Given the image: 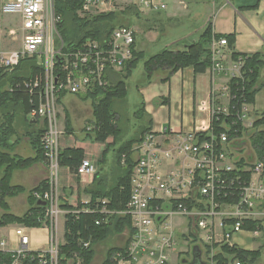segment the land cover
Listing matches in <instances>:
<instances>
[{"label":"built area","instance_id":"built-area-1","mask_svg":"<svg viewBox=\"0 0 264 264\" xmlns=\"http://www.w3.org/2000/svg\"><path fill=\"white\" fill-rule=\"evenodd\" d=\"M55 1L0 0V12L19 16L16 29L11 28L8 33L12 39L20 40L18 48L4 50L0 46V76L11 72L24 58H33L42 67V76L26 84L30 92L36 90L38 94V104L29 110L27 117L46 123L40 142L49 171L48 189L35 192L34 196L37 201L45 202L44 218L48 219L49 226L46 223L44 226L51 232L45 249L31 250L28 236L21 227L15 229L16 249L7 250V241L0 239V251L11 254V261L7 264H58L57 217L59 214H77L79 209L63 210L60 207L57 181L63 128L59 122L57 99L63 93L83 95L96 88L106 90L112 85L111 76L121 72L132 57L135 34L127 25H118L100 37L87 35L67 48L58 29L62 16L56 10ZM128 4L140 12L165 8V4L158 0H130ZM115 6V0H82L76 14L81 18L91 17L114 11ZM225 46V37H212L208 47L211 74L228 71L230 78L241 77L242 61L239 59L230 67ZM216 114L228 115L229 105L223 107L213 99L211 115ZM171 132L172 129L167 127L160 130L165 135ZM177 134L176 140L167 145L150 131L134 147L136 164L130 176V197L126 209L120 212L130 216L133 233L128 245L113 253L111 264H169L171 256L175 254L177 258L180 252L190 253L188 261L194 264H216V249L222 244L236 245L233 238L243 232L242 221L251 215L255 201L264 198V182L260 180L264 179L262 161L255 160L251 169V175H257V180L253 182L250 176L245 183L238 175H228L235 166L220 165L227 157L224 145L228 142L224 134L220 135L222 147L218 152L213 140L197 142V134L193 132ZM96 171V162L84 157L75 174L93 176ZM235 195L239 198L236 203L217 201V197ZM196 196L201 209L187 208L179 201ZM225 205L231 208L224 212L225 216L218 223L220 233L217 234L213 218ZM100 213L109 215L114 212L102 207ZM158 216H161L159 221ZM175 216L183 218L185 230L173 225ZM228 219L236 221L225 231L223 223ZM103 221H106L105 217L96 223ZM260 233L259 229L254 231L255 236ZM180 242L183 246L177 248ZM88 244L84 242V248ZM187 244L191 245V252H188ZM232 264H240V261L235 259Z\"/></svg>","mask_w":264,"mask_h":264},{"label":"trees","instance_id":"trees-1","mask_svg":"<svg viewBox=\"0 0 264 264\" xmlns=\"http://www.w3.org/2000/svg\"><path fill=\"white\" fill-rule=\"evenodd\" d=\"M81 2L82 0L55 1L56 10L62 16V21L58 25L59 31L64 27L65 17L68 16L73 25V30L80 34L77 39L63 37L67 48L87 35L100 37L101 35H107L116 27L112 22L116 19L119 12L110 11L81 18L76 14ZM135 11L137 10L129 5L121 10L120 13L127 14ZM213 36L220 38L221 35L213 34L212 25L208 22L199 38L189 42L185 50L174 51L163 48L148 56H145L143 50L137 48L136 38L134 37L135 40L131 47L132 57L126 61L121 72L114 73L111 76L112 85L110 87L106 90L96 88L83 95L76 94L83 100H91L93 128L91 129L92 132L84 131L94 141L104 143V149L101 153L102 158L107 148L109 149L111 145H115L117 137L120 136L121 129L115 119L117 112L114 109V102L117 99L125 98L127 93L126 80L132 75L137 64L142 61L145 83H149L154 75L156 77L159 76L160 81L166 82L171 75L186 66H192L195 72L204 71L211 63L208 47ZM229 43L230 45L233 44V36ZM231 58L234 61L240 59L242 65L240 68L241 77H231L228 81L230 94L229 114L214 115L211 118L209 129L197 134V142L213 140L215 150L218 152L222 147L220 142L221 134H224L227 138L226 141L229 142L240 139L250 132L248 139L255 160H260L264 163V131L257 130L258 126L264 121V115L247 128L243 125L240 114L243 104L253 103L257 91L264 86V77L261 76V71L264 68V50L248 54L232 52ZM37 76H42V67L37 65L33 58L22 59L11 72L0 76V208L3 210L0 213V226L15 223L26 227H43L46 224L49 226L48 219L44 218L45 207L38 204L34 196L35 192H43L48 189L47 178L42 179L37 185L27 191L28 209L22 215L9 212V206L6 201V198L16 196L25 191V187L11 184L10 180L13 171L29 168L36 162H45L40 137L45 130L46 123L39 119L32 120L27 117L29 110L38 104V94L36 90L30 92L26 84L31 83ZM64 95L65 93L60 94L57 99L58 104H61V98ZM163 102L165 101L163 100ZM19 113L22 116L25 131H27L24 134H27L29 144L33 150V155L31 156H21L13 153L16 143L20 140V135H18L15 125ZM134 114L137 119L146 120V122L140 124L141 127L137 135L126 138L116 147L115 163L118 173L114 183L108 185L106 177L102 178L99 176L101 172L97 170L93 176L91 186L84 189L90 194L88 202L82 203L78 201L76 205H72L66 200L60 199L61 209H79V212L77 214H65L64 241L58 245V264H90L95 255L94 246L97 243L104 241L113 233L120 234L126 231L124 243L121 246L108 247L105 251L104 259L100 263L111 264L113 253L126 247L130 242L131 234L133 233L130 216L120 212L126 209L130 197V176L136 164V159L133 155L135 153L134 147L151 131L152 123L151 118L145 112L144 101H140V105L134 111ZM38 121H40L41 125L34 129ZM70 129L68 119H66L64 130L67 133ZM108 137H112L111 143L106 141ZM83 158L84 151L82 148L65 147L59 153V165L66 166L71 172L75 173ZM234 163L235 170L228 173V175H238L242 181L248 183L254 161L237 157L234 158ZM246 166H249L248 170L245 169ZM238 200L237 195L217 197L219 203H236ZM179 201L190 209L202 208L197 196L184 198ZM102 207L114 213L109 215L102 214L100 213ZM84 208H88V210L86 211ZM103 217H105L106 221L97 224L96 220H101ZM235 221L234 219L225 220L223 223L224 230H229ZM241 226L244 230L255 231L259 229L264 232L263 220L244 219ZM84 242H89L86 248L83 246ZM262 248L261 246L248 250L236 245L229 247L227 244H222L216 249L214 260L216 264H232L235 259L239 260L240 264H258ZM10 261L11 254L0 251V264H7Z\"/></svg>","mask_w":264,"mask_h":264},{"label":"crops","instance_id":"crops-1","mask_svg":"<svg viewBox=\"0 0 264 264\" xmlns=\"http://www.w3.org/2000/svg\"><path fill=\"white\" fill-rule=\"evenodd\" d=\"M129 2L130 0H115L116 6L114 11L120 13V11L126 6H129ZM158 2L164 3L165 8L154 11L156 13L152 12L154 14H149V19L152 22L157 23L162 20L166 22L174 19L179 20L184 15H192L194 13L193 9H191L192 12H190L189 5L185 0H158ZM130 13L131 15L135 14L137 18L141 15L139 10ZM156 14H158V16H156ZM204 17L209 21L206 22L204 21L205 19H203L202 25L199 26V28L186 31L180 38H168L164 48L174 51L185 50L186 45L191 41L197 40L203 32L205 28L204 26L210 22L213 34L221 35L220 37H227L226 39L228 41L225 50L227 54V64L230 67L232 63L235 62L231 58L232 52L248 54L264 50V0H210V5H207ZM127 26L133 28L136 40L137 33L145 31L143 24L141 26H132L128 23ZM232 36L233 44L230 45L229 40ZM137 48L141 50L139 46ZM209 66L201 72H195L192 66H186L171 75L166 82L160 81V77L157 76L156 80L153 82H144L138 85V93L141 100L144 101L145 112L152 121L151 131L155 132L159 138L163 139L165 144L170 145L171 142H174L178 135L177 133L193 132L198 134L199 132L207 131L212 118L211 102L213 99L223 107H228L230 100L228 91L230 74L226 71L218 75H212ZM261 76L264 77V68L261 71ZM66 95L68 94H65L61 98V104L59 105H62V99ZM158 99H161V102H159ZM163 100L165 102H163ZM241 115L245 127H250L255 120L262 118V115H264V86L257 91L253 103L243 105ZM60 125L63 128V123L60 122ZM163 127L172 129V132L168 135L161 134L160 130ZM72 128L67 132L68 135H65V130L63 131L61 137H65L66 141L62 144L63 147L61 149L70 146L80 147L84 151V157L91 158L96 164L99 160H102L101 153L104 148L100 150V147H102V144L104 147V143L94 141L95 144H98L95 145L96 149L79 141L77 145H72L68 138V136H74L76 134L74 130L73 133H71ZM257 130L264 131V121L258 126ZM24 132L27 133V131ZM24 132L23 135L18 134L20 135V140L16 143L13 153L21 156H23L22 153H27L26 156H31L33 155V150L29 144V138ZM83 135L86 138L88 137L85 133ZM243 138L244 137L229 141L224 145L227 157L220 163V165L231 164L235 166L233 161L235 152H238V157L244 155L243 152H239L241 151L240 145L244 142ZM81 139L82 138H80V140ZM22 144L27 145V148L24 151L21 150ZM230 148H233L235 151H231L232 153H230ZM245 169L248 170L249 166H246ZM48 174L49 171L46 162H36L29 168L14 170L10 181L12 185H21L30 189L37 185L42 179L47 178ZM58 174L57 188L61 191L63 197L61 199L66 200L72 205H76L78 201L86 203L90 200V194L84 191V189L91 186L94 175L78 176L71 172L66 166H59ZM16 175L17 179L15 178ZM257 177V175L252 174L251 180L254 182V180H257ZM13 180L16 181L13 182ZM260 180L264 182V179ZM27 195L28 192L24 191L16 196L6 198V201H8L9 212L16 215H22L26 212L28 209ZM11 199H17L14 201L15 208L10 204ZM21 204H26L27 207L23 209L25 210L23 213H18L15 210L20 207ZM230 208L229 205L221 206L220 213H216L217 215L214 216L213 220L217 234L220 233L218 223L223 216H225L224 212H227ZM0 210V213H2L3 210L1 208ZM62 217V242L59 241V237L55 232L59 244L64 241L65 216L62 215ZM246 218L250 220H263L264 198L255 201L254 206L251 209V215ZM173 220L174 217L172 223L175 225ZM178 226L180 227V225ZM18 227L23 228L24 233L28 236L29 248L31 250L45 249L47 247L51 234L48 227H26L15 223L0 226V239H5L7 241V250H14L18 247L17 236L15 234V229ZM183 230H185V228ZM221 230L223 229L221 228ZM235 237L238 240L235 239ZM235 237L233 238V242L237 246L248 250L259 248L258 246L255 247V245L257 243H263L262 240H260L256 244H250L251 242H254V240L258 241L261 239V237L258 238V236H255L254 231L243 230L242 233L236 234ZM104 256L99 264L103 261ZM174 258L176 259L175 255ZM188 262L194 264L191 261ZM188 262L186 261L185 263Z\"/></svg>","mask_w":264,"mask_h":264},{"label":"rangeland","instance_id":"rangeland-1","mask_svg":"<svg viewBox=\"0 0 264 264\" xmlns=\"http://www.w3.org/2000/svg\"><path fill=\"white\" fill-rule=\"evenodd\" d=\"M185 2L189 5L190 12H192L191 9L194 10V13L192 15H184L179 20H170V21H159V22H152L149 17L150 13L154 12L152 10H146L144 12H141L140 16L137 18L135 14L127 13L122 14L118 13L116 19L112 22L113 25H119L124 24L127 25L130 23L132 26H141L144 25V30L142 32L137 33V44L141 48V50L144 51L145 56L151 55L153 53H156L163 49L165 47V44L168 40V38H180L183 33L189 30H193L195 28H199V26L202 25L203 19L204 21H209L207 18H205V10L207 9V5H210V0H185ZM156 13V12H154ZM152 13V14H154ZM159 14V13H158ZM156 14V16H158ZM127 15V16H126ZM163 18V17H162ZM19 16L16 14H3L0 12V46L4 49H13L18 48L20 46V40L19 39H12L11 35H9L8 30L11 28L16 29V25H18ZM205 27V26H204ZM60 35L65 38H75L77 39L80 34H77L73 30V25L71 24L70 17H65L64 27L59 31ZM156 80V75H154L153 79H151V82ZM145 82L144 75H143V67H142V61L137 64L135 69L132 72V75L126 80V88L127 93L125 98L123 99H117L114 102V109L116 110L115 119L118 124V126L121 129L120 136L117 137L115 145H111L110 148H107V151L102 158V160H99V164L97 163V170H100L102 178L105 176L106 181L108 185L114 183L115 177L117 175L116 171V147L121 144L126 138L131 137L132 135L135 136L140 130V124H144L146 120H139L136 118L134 111L139 107L141 98L138 93V85ZM159 102H161V99H158ZM57 105V112L59 121L63 123V131H64V123L66 122V119H68V123L70 127L76 132L74 136H68L70 139V143L72 145H77L78 141L83 142L91 147L95 148L94 140L90 137H85L83 134L85 133L84 130L87 132H92L91 129L93 128V115H92V107H91V100L86 99L83 100L82 98L78 97L75 94H68L62 99V105ZM21 114H18V117L16 119V128L17 132L20 135H23V132L25 131V126L22 122V116ZM41 123L40 121L35 124L34 129H37V127H40ZM89 127V129L87 128ZM249 128V127H247ZM250 133V132H249ZM244 136L243 144L240 145L241 151L244 155L241 156L245 158L248 161H255L254 153L251 149V146L249 145L248 135ZM65 134V133H64ZM65 135H68L67 133ZM84 136V137H83ZM80 138L84 140H80ZM66 141V138L61 137L60 144L61 148L63 147L62 144ZM108 143L112 142V137H108L106 140ZM136 146V145H135ZM27 148V145L22 144L21 150H25ZM104 148L103 144L102 147H100V150ZM233 148H230V153H232ZM23 156H26V154L22 153ZM134 155V154H133ZM239 156L238 152H235V157L237 158ZM233 158V159H234ZM102 165V166H100ZM101 168V169H100ZM59 176V174H58ZM17 179V175L15 177ZM16 180H13L15 182ZM29 188H25V191H28ZM58 195L60 198L62 197L60 189H58ZM22 198V197H19ZM17 199H11L10 204L13 205V208H15L14 201ZM8 202V201H7ZM25 207H27L26 204H21L20 207H18L15 211L18 213H23L25 210ZM1 211V210H0ZM175 225H180L181 229L185 228V224L183 221V218L180 216H175L173 220ZM263 224H264V218H263ZM55 232L57 236L59 237V241L62 242L63 240V217L62 214H59L56 220L55 225ZM261 237V239L254 240V242H251L250 244H256L260 240H262L263 243H257L255 247L262 246V253L258 260V264H264V232L261 233V235L258 236V238ZM126 239V231L120 234L113 233L109 237H107L104 241H101L97 243L95 248V255L91 261L90 264H99L103 256L105 255V250L110 246H121ZM235 239H237L235 237ZM238 240V239H237ZM190 244V243H189ZM187 244L186 248L188 252H191V245ZM183 246V244H180L177 246V248H180ZM254 247V248H255ZM173 254L170 259V264H185L182 263V258H184L186 261L191 259L190 253L186 252H180L177 258H174Z\"/></svg>","mask_w":264,"mask_h":264},{"label":"water","instance_id":"water-1","mask_svg":"<svg viewBox=\"0 0 264 264\" xmlns=\"http://www.w3.org/2000/svg\"><path fill=\"white\" fill-rule=\"evenodd\" d=\"M37 203H38V204H41V205H43V206L45 205V202H44V201H39V200H38ZM167 207H168V206H167ZM160 219H161V216H158V217H157V220L159 221ZM181 262L184 263V262H186V260H185V259H182Z\"/></svg>","mask_w":264,"mask_h":264},{"label":"bare ground","instance_id":"bare-ground-1","mask_svg":"<svg viewBox=\"0 0 264 264\" xmlns=\"http://www.w3.org/2000/svg\"><path fill=\"white\" fill-rule=\"evenodd\" d=\"M38 77V76H37Z\"/></svg>","mask_w":264,"mask_h":264}]
</instances>
